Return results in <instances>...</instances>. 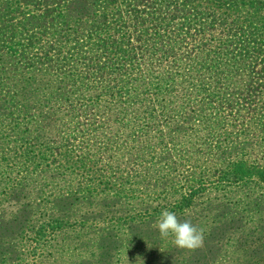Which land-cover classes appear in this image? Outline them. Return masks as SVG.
<instances>
[{
	"label": "rangeland",
	"instance_id": "rangeland-1",
	"mask_svg": "<svg viewBox=\"0 0 264 264\" xmlns=\"http://www.w3.org/2000/svg\"><path fill=\"white\" fill-rule=\"evenodd\" d=\"M236 164L264 169V0H0V264H264ZM200 190L189 252L154 225Z\"/></svg>",
	"mask_w": 264,
	"mask_h": 264
},
{
	"label": "trees",
	"instance_id": "trees-1",
	"mask_svg": "<svg viewBox=\"0 0 264 264\" xmlns=\"http://www.w3.org/2000/svg\"><path fill=\"white\" fill-rule=\"evenodd\" d=\"M243 19H245V18H243ZM220 179L223 182V184L226 183V185H232V184L239 185L241 183H246L249 181H253V182L264 185V169L257 168V167L246 168L244 165L236 164V165L232 166L229 170H227V172L224 173ZM201 193H202L201 190L199 192H194V191L191 192L190 191L189 196H187V197L181 196L182 198H180L177 201L176 206L174 204L173 207L170 208L171 210H169V211L183 212L185 209H189L191 204H192V201L194 200L192 198H194L196 195H198V196L201 195ZM221 197L222 198H219L220 202H222L223 206H226L228 204V201H230L227 197V193H224V195H222ZM238 201L239 200H236L235 202H238ZM207 205H209V206L206 207L205 209H207L208 213L205 212L203 214V216L200 217V219H202L203 220L202 222H205L207 226L210 227V225H211L212 226L211 229H215L223 223L224 220L222 218H224V217H220V213H216L214 208H212L213 206H210V204H207ZM210 208L212 210H208ZM37 234H39V232ZM37 234L35 233L36 236H37ZM37 240H39V239H37Z\"/></svg>",
	"mask_w": 264,
	"mask_h": 264
},
{
	"label": "clouds",
	"instance_id": "clouds-1",
	"mask_svg": "<svg viewBox=\"0 0 264 264\" xmlns=\"http://www.w3.org/2000/svg\"><path fill=\"white\" fill-rule=\"evenodd\" d=\"M154 226L162 239L171 236L172 243L179 249L193 252L203 247V229L188 220L181 222L175 212L163 210Z\"/></svg>",
	"mask_w": 264,
	"mask_h": 264
}]
</instances>
